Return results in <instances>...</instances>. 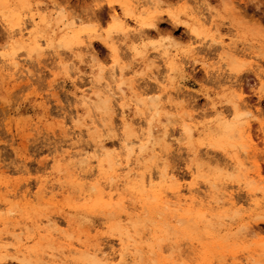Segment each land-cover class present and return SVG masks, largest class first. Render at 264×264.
Here are the masks:
<instances>
[{
	"label": "rangeland",
	"instance_id": "374dc122",
	"mask_svg": "<svg viewBox=\"0 0 264 264\" xmlns=\"http://www.w3.org/2000/svg\"><path fill=\"white\" fill-rule=\"evenodd\" d=\"M259 76L264 0H0L3 264H264Z\"/></svg>",
	"mask_w": 264,
	"mask_h": 264
},
{
	"label": "bare ground",
	"instance_id": "6f19581e",
	"mask_svg": "<svg viewBox=\"0 0 264 264\" xmlns=\"http://www.w3.org/2000/svg\"><path fill=\"white\" fill-rule=\"evenodd\" d=\"M134 19V21L137 23V21H138V19L136 18V17H134L133 18ZM24 31H25V28L23 27V26H19L18 27V30H17V32H18V34H19V39L21 40V41H25V39L27 38V37H25V33H24ZM15 31H13L12 33V36L15 34L14 33ZM17 34V33H16ZM11 36V37H12ZM221 42H224V41H221ZM34 43H35V46H38V41L37 40H35L34 41ZM222 47H224V45L222 44ZM3 62L5 63V62H7V59H4L3 60ZM8 64H13V62H9ZM258 79H259V81L261 82V84H264L263 82H264V80H262V77H258ZM156 82H157V84H158V87L161 89V91H164L165 89H166V87H165V85H163V82L162 81H159V80H156ZM95 85H98V87H99V91L98 92H96L95 93V95H97V96H103L104 94H107V93H112V88H110L109 87V85L108 84H106V83H102V82H100V80H96V82L95 81H91V88H92V90H93V87H95ZM103 88H102V87ZM101 88H102V90H101ZM95 90H98V89H95ZM120 96L123 94V89H121L120 88ZM114 94V93H113ZM85 98H87V99H89V101H91V98L90 97H86L85 95H83L82 96V101L84 102V101H86V99ZM80 100V99H79ZM93 100V99H92ZM88 101V100H87ZM88 101V102H89ZM92 102V101H91ZM213 107H214V109H215V111H218V108L215 106V104L213 105ZM123 122L124 123H127V118L124 116L123 117ZM263 128V127H262ZM248 130L247 129H244L243 130V133H245V132H247ZM77 139H79V135H76L75 136ZM75 137H74V140H77V139H75ZM247 138H249L250 140H251V137H250V134L248 133L247 134ZM68 140H70V138L68 139ZM71 140H73V138H71ZM137 140L138 141H141V136L140 137H138L137 138ZM92 141L94 142V146L92 147L93 148V150L96 152V153H99V152H101L104 148H105V144H104V142L102 141V140H97L95 137H92ZM133 141H130L129 142V140L128 139H124V140H122V142L120 143V147L119 148H125L127 145H128V143H132ZM74 143H71V145H73ZM69 155V157H70V153H68ZM77 155H80L79 153H74V156H77ZM104 160L105 159H102V160H100L99 161V166H103L104 165ZM118 161H120V163H122V161H123V158L121 157V155L120 154H118ZM130 166V164L129 163H127V167H129ZM82 172V173H81ZM78 171V176H82V177H87L88 176V174H85V172H83V171ZM128 172H131V171H128ZM192 174H194V173H192ZM260 174V173H259ZM198 174H196L195 175V178H196V176H197ZM194 178V177H193ZM150 181L152 180V176L150 175L149 176V178H148ZM127 180H129L128 179V176H127ZM127 180H126V182H127ZM196 180L197 179H195V182H196ZM129 182V181H128ZM194 182V183H195ZM116 189L117 190H119V188L118 187H116ZM186 190H187V192L189 193V197H187V198H185L184 197V200L185 201H187V200H189L190 202H192V203H194V202H196V197L194 196L195 195V187H194V184H190L189 186H187V188H186ZM227 190V191H226ZM225 191H223V193H221V195H219L218 197H216V198H213L211 201L210 200H208L207 202L209 203V202H214L215 203V205L216 206H219V205H223V204H226V203H235L236 201H235V198H234V196H233V192L230 190H228V189H226ZM179 191V190H178ZM249 192H252V191H249ZM109 195H112V193H110ZM251 195H252V197H251ZM249 194V198H251L250 199V203H251V205H253L254 206V208H262V202L264 201H260V200H258V199H256V198H253V195H254V193L252 192V194ZM256 195V194H255ZM264 195V190H263V193H262V196ZM262 199H263V197H262ZM249 203V204H250ZM264 209V208H263ZM118 240L120 241V244H121V249H120V251H119V253H118V255H115V256H112V255H110V253L109 254H107L108 252L106 251V250H104V248L101 246V244H97V246L95 247V248H93L92 250H91V252H90V254H91V257H90V263L91 264H111L112 263V261L114 260V259H116V257H118V261H119V263L118 264H126V258H125V255H126V253L128 252V251H130L131 249H134V245L133 244H130L129 242H127V239H126V237L122 234V232H120L119 234H118ZM133 246V247H132ZM20 251H21V249H19ZM107 252V253H106ZM112 254V253H111ZM8 254L6 253V249H0V264H3V262H4V260H5V258H6V256H7Z\"/></svg>",
	"mask_w": 264,
	"mask_h": 264
}]
</instances>
